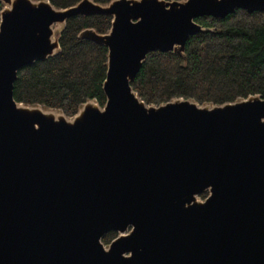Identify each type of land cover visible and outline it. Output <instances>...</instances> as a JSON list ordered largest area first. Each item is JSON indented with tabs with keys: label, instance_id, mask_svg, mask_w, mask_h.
<instances>
[{
	"label": "water",
	"instance_id": "1",
	"mask_svg": "<svg viewBox=\"0 0 264 264\" xmlns=\"http://www.w3.org/2000/svg\"><path fill=\"white\" fill-rule=\"evenodd\" d=\"M0 3V264H264V97L155 105L132 85L150 52L184 55L197 18L264 0ZM97 14L111 30L79 37L108 48L105 105L70 119L18 102L19 70L60 51L69 18Z\"/></svg>",
	"mask_w": 264,
	"mask_h": 264
},
{
	"label": "trees",
	"instance_id": "2",
	"mask_svg": "<svg viewBox=\"0 0 264 264\" xmlns=\"http://www.w3.org/2000/svg\"><path fill=\"white\" fill-rule=\"evenodd\" d=\"M50 1L57 8H68L81 0ZM94 1L106 5L112 0ZM2 7L0 4V16ZM112 21L108 14L69 18L61 33L60 51L19 70L15 99L60 109L70 117L89 100L104 106L108 48L79 35L87 28L108 33ZM197 21L205 31L188 39L184 55L161 51L148 54L132 83L140 98L155 105L175 98L221 105L251 95L264 97V11L238 9L222 19L202 16ZM116 236L109 233L103 241L110 243Z\"/></svg>",
	"mask_w": 264,
	"mask_h": 264
},
{
	"label": "rangeland",
	"instance_id": "3",
	"mask_svg": "<svg viewBox=\"0 0 264 264\" xmlns=\"http://www.w3.org/2000/svg\"><path fill=\"white\" fill-rule=\"evenodd\" d=\"M0 4H2V3H0ZM3 5V4H2ZM54 28L55 29H62L63 28V25H59V24H55L54 25ZM42 108H44V109H48L49 107H45V106H41ZM48 110H53V111H57V112H59V113H64L62 110H60V109H53V108H49ZM67 116V115H66ZM68 118H73V117H70V116H67ZM199 199L200 200H204L205 198L204 197H202V196H199ZM110 244V243H109ZM109 244L108 243H105V246L106 247H108L109 246Z\"/></svg>",
	"mask_w": 264,
	"mask_h": 264
},
{
	"label": "flooded vegetation",
	"instance_id": "4",
	"mask_svg": "<svg viewBox=\"0 0 264 264\" xmlns=\"http://www.w3.org/2000/svg\"><path fill=\"white\" fill-rule=\"evenodd\" d=\"M130 229H131V228H129L128 231H129ZM109 233H117V236L119 235V233H118L117 231H110V232H108L107 234H109ZM127 233H128V232H127ZM107 234H106V235H107ZM106 235H105V236H106ZM105 236H104V237H105ZM117 236H116V237H117ZM104 237H103V239H104ZM116 237H115V238H116ZM115 238H113V239H115ZM103 239H102V240H103ZM113 239H112V240H113ZM111 242H112V241H111ZM111 242H110V243H111ZM104 243H105V242H104ZM108 244H109V243H108Z\"/></svg>",
	"mask_w": 264,
	"mask_h": 264
}]
</instances>
